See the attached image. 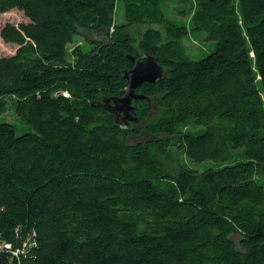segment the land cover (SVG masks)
<instances>
[{
    "label": "trees",
    "instance_id": "trees-1",
    "mask_svg": "<svg viewBox=\"0 0 264 264\" xmlns=\"http://www.w3.org/2000/svg\"><path fill=\"white\" fill-rule=\"evenodd\" d=\"M13 9L28 22L0 29L18 46L0 56V264H264V0H0ZM79 30L101 38L68 51ZM128 55L164 75L118 125L99 104Z\"/></svg>",
    "mask_w": 264,
    "mask_h": 264
},
{
    "label": "water",
    "instance_id": "water-1",
    "mask_svg": "<svg viewBox=\"0 0 264 264\" xmlns=\"http://www.w3.org/2000/svg\"><path fill=\"white\" fill-rule=\"evenodd\" d=\"M127 58L131 62V67L123 73V78L127 85L122 91V95L117 98L104 99L100 107L106 109L114 117V121L118 125H127L128 122L134 120L130 111L133 109L131 102L134 99H146L151 103L149 98L135 93L134 90L143 83H156L163 78L164 68L158 63L157 59L150 55H144L142 59L137 60L133 56L128 55Z\"/></svg>",
    "mask_w": 264,
    "mask_h": 264
},
{
    "label": "rangeland",
    "instance_id": "rangeland-1",
    "mask_svg": "<svg viewBox=\"0 0 264 264\" xmlns=\"http://www.w3.org/2000/svg\"><path fill=\"white\" fill-rule=\"evenodd\" d=\"M172 4L168 5V12L172 11ZM164 10L167 13V9L166 6L164 7ZM122 4L120 2L119 7L116 11V16H115V22H120L122 20ZM177 19L180 20H187L186 17L177 16ZM28 22V19L26 18V16L23 14V12L18 11V10H11L9 12H6L4 14H0V29L3 25H5L6 23H10L13 25H18L19 23H26ZM101 35H98L96 33H92V32H88V31H84V30H79L78 34L75 36L73 42L71 44H69L67 46V50L70 51L72 48H74L75 46L79 45L84 49H87L89 47L88 45V41L94 40V39H100ZM186 47L188 48L189 54L194 56L196 58L201 57L204 53H207L210 49V46H207L208 42L203 40L202 42H200L199 40L191 37L189 40L185 41ZM17 45L15 44H8V43H4L3 40L0 37V56H9L15 53L16 49H17ZM204 51V52H202ZM202 52V53H201ZM5 119L7 121L13 122V123H17L18 120L17 118L14 116L12 111H8L5 115H4ZM131 142H135V141H139L138 138H131L130 139ZM183 161L186 162L190 167L196 169V170H203L205 169L207 166L210 165L211 161H201V162H189L187 159L183 158ZM237 240V238H235Z\"/></svg>",
    "mask_w": 264,
    "mask_h": 264
},
{
    "label": "built area",
    "instance_id": "built-area-1",
    "mask_svg": "<svg viewBox=\"0 0 264 264\" xmlns=\"http://www.w3.org/2000/svg\"><path fill=\"white\" fill-rule=\"evenodd\" d=\"M62 95H63V96H67V93H66V92H62Z\"/></svg>",
    "mask_w": 264,
    "mask_h": 264
}]
</instances>
